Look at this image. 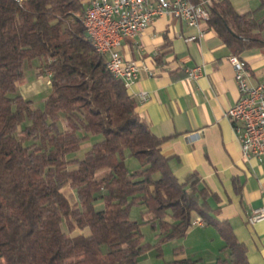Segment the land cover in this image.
Here are the masks:
<instances>
[{
	"label": "trees",
	"instance_id": "1",
	"mask_svg": "<svg viewBox=\"0 0 264 264\" xmlns=\"http://www.w3.org/2000/svg\"><path fill=\"white\" fill-rule=\"evenodd\" d=\"M205 1L207 28L233 54L264 45V0L245 13L231 0ZM84 9V0H0V264H138L150 245L130 218L134 205L150 214L158 249L184 238L198 216L228 251L211 264H250L231 224L217 218V196L197 175L174 174L161 149L168 137L150 130L106 69ZM35 59L51 71L42 108L17 93ZM89 135L100 139L82 159L70 157ZM182 250L163 264L197 262Z\"/></svg>",
	"mask_w": 264,
	"mask_h": 264
},
{
	"label": "crops",
	"instance_id": "2",
	"mask_svg": "<svg viewBox=\"0 0 264 264\" xmlns=\"http://www.w3.org/2000/svg\"><path fill=\"white\" fill-rule=\"evenodd\" d=\"M231 1L239 13L253 9L249 0ZM201 29V39L185 42L184 37L196 34L197 29L179 19L159 16L135 37L124 39L119 47L122 56L146 64L153 72H142L126 88L127 93L150 130L158 137H168L161 149L172 156L170 167L178 179L197 175L217 196L211 199V205L219 208L217 218L228 221L236 238L246 245L249 263L264 264V220L252 225L246 221L252 209L264 206V157L261 161L245 158L240 151L225 116L238 99L234 68L228 61L233 53L206 22ZM242 58L251 83L264 84V45L245 51ZM195 66L202 67V76L188 79L185 70ZM47 80L44 89L50 87ZM140 92L148 94L146 101L140 100ZM195 227L217 241L218 252L211 263L227 256L212 226L192 225L189 232Z\"/></svg>",
	"mask_w": 264,
	"mask_h": 264
},
{
	"label": "built area",
	"instance_id": "3",
	"mask_svg": "<svg viewBox=\"0 0 264 264\" xmlns=\"http://www.w3.org/2000/svg\"><path fill=\"white\" fill-rule=\"evenodd\" d=\"M205 4V0H86L84 19L91 30L92 44L103 49L118 79L127 88L142 72L149 75L153 72L144 63L124 58L119 50L121 42L141 33L159 16L176 18L196 28V34L184 37L185 42L199 40L204 35L201 23L209 18ZM228 61L234 68L238 99L225 111V116L231 122L242 155L261 161L264 157V84L251 83L249 67L242 57L231 54ZM185 72L191 80L203 74L201 66ZM46 75L50 78L51 71H46ZM139 98L144 102L148 94L140 92ZM261 220H264V206L252 209L246 216L251 225ZM192 224L203 225V222L196 218Z\"/></svg>",
	"mask_w": 264,
	"mask_h": 264
},
{
	"label": "rangeland",
	"instance_id": "4",
	"mask_svg": "<svg viewBox=\"0 0 264 264\" xmlns=\"http://www.w3.org/2000/svg\"><path fill=\"white\" fill-rule=\"evenodd\" d=\"M252 3L253 9L257 8L259 1L249 0ZM255 7V8H254ZM264 16V10L258 13V17ZM40 66L38 59L32 60L24 66V78L17 85V93L23 95L26 99L33 102L34 106L43 107L50 87L42 88L48 85L46 72ZM34 67V68H33ZM34 69L32 72L30 70ZM43 85V86H41ZM29 87V88H28ZM25 89V92H21ZM27 89V90H26ZM23 93V94H22ZM60 127H63L62 122H59ZM100 139V136L89 135L88 138L81 142L80 149L71 154L70 157L82 159L91 145ZM127 164L131 169L136 168L137 162L134 158H129ZM64 194L71 200H74L72 190L67 186L63 189ZM130 218L142 222L140 225L141 233L144 241L150 245L147 251L142 253L138 258V264H163L164 261L176 258L174 255V248L181 247L184 255L192 260H196L195 264H210L212 259L218 252L217 241H212L211 236H208L199 228L188 231L184 239L171 240L163 243L158 249L155 246L157 231L150 227L146 222L150 218V214L144 213V208L140 205H134L130 210Z\"/></svg>",
	"mask_w": 264,
	"mask_h": 264
},
{
	"label": "bare ground",
	"instance_id": "5",
	"mask_svg": "<svg viewBox=\"0 0 264 264\" xmlns=\"http://www.w3.org/2000/svg\"><path fill=\"white\" fill-rule=\"evenodd\" d=\"M85 16H86V8L84 9V17H83V25H84V28H85V31H86V33H87V35L89 36V37H91V30H90V27H89V25H88V22L84 19L85 18ZM93 45V47H94V49H95V51L96 52H98V53H100V54H102V55H104L105 57H106V55L104 54V51H103V49L100 47V46H98L97 44H92ZM106 69L115 77V78H117L118 79V76L115 74V71L113 70V68H112V66H111V64H110V61H109V59L106 57ZM121 80V79H120Z\"/></svg>",
	"mask_w": 264,
	"mask_h": 264
}]
</instances>
